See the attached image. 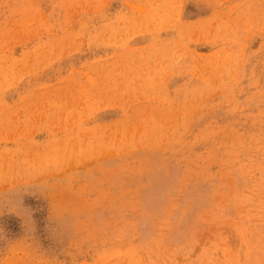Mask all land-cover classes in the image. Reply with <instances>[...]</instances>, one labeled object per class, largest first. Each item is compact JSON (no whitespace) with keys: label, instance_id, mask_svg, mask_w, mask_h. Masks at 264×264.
Segmentation results:
<instances>
[{"label":"rangeland","instance_id":"1","mask_svg":"<svg viewBox=\"0 0 264 264\" xmlns=\"http://www.w3.org/2000/svg\"><path fill=\"white\" fill-rule=\"evenodd\" d=\"M0 264H264V0H0Z\"/></svg>","mask_w":264,"mask_h":264}]
</instances>
